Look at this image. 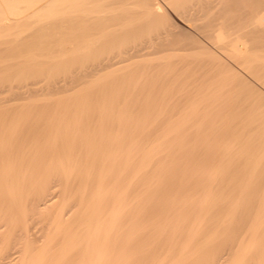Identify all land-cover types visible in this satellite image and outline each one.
I'll use <instances>...</instances> for the list:
<instances>
[{"label": "bare ground", "instance_id": "1", "mask_svg": "<svg viewBox=\"0 0 264 264\" xmlns=\"http://www.w3.org/2000/svg\"><path fill=\"white\" fill-rule=\"evenodd\" d=\"M166 1H168L171 4L172 9L174 8L178 12L179 16L181 17V18L180 17L179 18L182 19V22H184L187 25L188 29L184 28L182 26H181L182 28L179 27V25H177L178 23L174 24L175 23L174 21H173L174 23L170 22L169 19H171V18H168L167 12L166 11H165L166 13L163 12V10L161 8L164 5L161 6V4L158 0H0V30L5 31V30H8L12 27H16V26H20V25L22 28L25 24L29 25V29L31 28V30L34 34L40 33V32L42 33V31H44V32L47 31L45 33H49L51 31L57 30V29H61V32H62V29H66V30L68 29L70 31V33H72L71 35H69L70 33L69 34L67 33L68 34L67 36H69L68 38H70V40L67 38L66 35H64V36H66V41L68 39L67 43L71 42V44L69 43L68 49L65 50L63 48L64 47L67 48L66 47L67 45L64 46V44H62V42H61V45H63V48L61 47V49L65 50V51L68 50L70 53H72V51L75 52L77 54V57L75 56V53H74V56L76 57L77 60L79 59L78 61H80V64H82L83 62H85V61L87 62L89 60L88 59L89 55H90V53L92 54V52L90 51V48L91 49L93 48L91 46L96 44V42L99 39L103 40V39H101V38H103L102 36H105L108 33L114 31L115 29L112 30L111 28H113L116 25H120L119 23H122L123 21L126 22V21H129L132 19V22H133L135 20L134 21L135 26H136L137 22L138 23H140V22L152 23L153 25H155V23H156L157 24L156 27H158L159 24H162V23L164 24V27H162L161 29H160L161 26L159 25L160 26L159 32L157 31L158 28H157V30H155L156 28L154 27L153 30H155L157 32H154V33L152 32V34L154 35L155 33H157V35L156 36L154 35L155 37L153 38V35L151 34L152 35L151 40L146 42V45H143L144 42L142 43V46H140L137 43L138 45H133L134 47L131 46L132 48L131 47H129V48L124 47L123 48V46H122L123 49H121V48L118 49V45H120V47H121V43H120L121 40L119 37L123 34L118 33L119 31L117 32L118 29L119 30L122 29L123 25H121V27H120L121 29L118 26H116V27H118V29L116 28V30L114 32L118 33V38L115 37V36H117L116 33H115L116 35H114V33H113L114 37L111 36V34L108 35L111 37V38L108 37L109 40H107L108 38L107 39L105 38L107 36L104 37L105 38L104 44L106 41H108L105 44V45H107V46H105V50L107 47L106 55H104V54H102L104 56L99 55V56H101L99 58L97 56L98 60H97V58H94L97 60V61L95 60V62H94V60L91 59L94 62V63H91L93 65L91 66V64L88 62L90 64L91 68L87 63L85 65V67L86 68L89 67L90 69H88V70L85 69L84 72L82 71L83 73H81L80 71H78L80 73L76 72L78 70L77 66H79V65H77L76 66L77 69L75 67L74 68L76 70L73 69L77 74L75 72H74L75 75H73L74 73L71 74L73 72V70H72V72L70 73L72 75V76L70 75L71 78L69 77V75L62 76V77H66V79H67V77H68V79L69 78L70 79L69 80L65 79V81L63 83H58V85L56 84L58 89L63 88L62 90L60 89L61 91H63L66 87H70L75 82L76 83L77 82L82 83L81 81H83V80L89 81V79H87V78H90V77L95 78L96 76L98 77L102 73V71H107V69L109 71V69H111L113 67L115 68V67L121 65L122 63L125 64L126 61H127L126 63H129L128 61L130 59H132L133 57L135 59L139 58V57H135V56H139V54L142 51V49L144 48V46H145V48L148 46L147 47L148 50L150 48V51H148V50L144 51L145 48L143 49V52H141V53H143L144 55L150 54V52L153 48H155V49L152 50V54L157 49L158 50L157 52L164 51L165 55H166L165 51L166 52L167 51L168 52L169 51H175V52L183 51V52H185L187 50L193 49V47L195 46L194 44H196V48H197V45H198L197 43L201 44L202 39H201V43L198 42V39H195L194 36L192 35L193 32L199 33V36H201V38L207 40L210 43L213 42V43H211V45L212 44H213V46L215 45L217 48L224 51V53H227L228 55L232 56L233 58L240 59L241 61L243 60L244 63H245V61H250L252 58H250L246 43L244 42V40H242V35L246 32L252 33V32L257 31V35L263 36V38H264V13L263 14L261 13V15H259L260 13L258 14V12L260 11L259 10L260 7H258L259 11L258 12L256 11L257 16H254V23L256 24V27H253L254 29L252 28V30H249L248 24H247V28H248L247 30H249V31H246L245 27L241 26L237 29V34L236 35L234 34L235 36H231V34H227V29H230L232 22H228L227 20L218 22L215 18L214 13L211 14V12L208 11L211 8L210 7V1L207 0L204 2L203 0H201L204 2V3H202L201 1L197 0V1H199V3H202V4H199V5L198 4H192L191 6H193V7H190V5L187 4L188 2H185V0H166ZM232 1H234V0H232ZM263 1L261 0L260 2H263ZM258 2L259 1H257V3ZM231 3H229V4H231ZM248 3L252 4L251 1ZM253 3H254V1H253ZM170 4H168V5L170 6ZM190 4H191V2H190ZM223 6L225 8V5H223ZM201 10L207 11L210 14L206 13V14H208V17L207 18L205 17L206 18L205 22H203L204 20L201 21V19H200V21L202 23L201 22L197 23L196 19H198V16H200V14H202ZM220 10H223V9H220ZM261 11L263 12L264 10H261ZM246 12L248 13V11H246ZM136 14H138V17L135 16ZM230 15H231V13H230ZM202 16H204V15H202ZM234 16H235V14H234ZM239 16L237 15V18L240 20ZM133 18H136V19H133ZM137 19H139V20H137ZM233 19H236V18H233ZM250 20H251V18H250ZM241 21H242V19L240 20V22ZM101 24H102V26L107 24V26L105 25L104 29L102 27H100V29H102V30L96 29V28H98L99 25L101 26ZM108 24H114V25L113 26L111 25L112 26L111 27ZM152 24H151V26H152ZM132 25H133V23H131V26ZM135 26H132V28H134ZM138 27L140 28V26H138ZM129 28H131V27L129 26ZM129 28H127V29L131 30V31L135 30V29H132V28L129 29ZM139 28H137V29L139 30ZM137 29H136V32L138 31ZM147 29H148V26H147ZM128 30L122 29L120 32L125 33V31H126L127 34L131 33V31H128ZM148 31H150V30H148ZM16 32L17 31H15V33ZM63 32H66V31H63ZM190 32H191V34H190ZM9 33H10V31H9ZM52 33H54V31ZM55 33H56V31H55ZM19 34L22 35V33H19ZM25 34H27V33L25 32ZM61 34H63V33H61ZM119 34H120V36H119ZM11 35H12V33H11ZM16 35H17V33H16ZM13 36H14V34H13ZM150 36H149V38H150ZM181 36H183V37L186 36V38H184V40H183V37H181ZM252 36H254V35H252ZM46 37H47V35H46ZM123 37H124V35H123ZM180 37L182 38L181 41H183V42L180 41ZM189 37H190V39H189ZM187 38L190 41H187ZM258 38H262V37H258ZM51 41H52V43L56 42V41L54 42V40H51ZM144 41H146V40H144ZM254 41H253V43H254ZM42 42L45 44L46 42L47 43L50 42V40L46 41V42H44V41H42ZM188 42L192 46H189ZM256 42L257 41H255V43ZM37 43H36V45L34 44L35 47H33V48H35V50H36L37 45H38L37 48H40V47L46 45V44L44 45L43 43H40V42H37ZM56 43H58V42H56ZM99 43H101V41ZM55 44H53V45H55ZM59 44L60 43H58L57 46L56 45L55 46L58 47ZM98 44H96V45L98 46ZM102 44H99V45L102 46ZM122 44H124V43H122ZM47 45L49 46L50 44L48 43ZM69 45H71V46L69 47ZM32 46H33V44H32ZM55 46H53V48ZM103 46H102V49H103ZM151 46H153V48ZM262 46H264V44ZM2 48H5V47L0 45V49H2ZM50 49H51V47H50ZM199 49H201V47H199ZM40 50H41V48H40ZM57 50H58V48L54 49V51H52V52L56 53ZM197 50H198V48H197ZM65 51H62V52H64V55L69 53L68 51H67V53ZM213 51H214V49H213ZM30 52H33L34 55H36L35 51H30ZM52 52H50V53H52ZM100 52H101V50H100ZM146 52H148V53H146ZM57 53L54 55L57 56ZM180 54H182V53H180ZM96 55H97V53L95 50V56L93 54L91 56L96 57ZM176 55H177V53H176ZM20 56H22V55H20ZM52 56H53V54H52ZM55 56H53V57L49 56V61L52 58L53 59L56 58ZM173 56H175V55H173ZM186 56H187V54H186ZM189 56H192V55H189ZM218 56L216 57L217 60H219ZM140 57H141V54H140ZM214 57H215V55H214ZM226 57H227V55H226ZM22 58H25V56ZM29 58H30V55H29ZM33 58H35V56H33ZM15 59H13V60L15 61ZM26 59H27V57H26ZM60 59H62V57ZM139 59H141V58H139ZM222 59L223 58H221L220 60H222ZM31 60H30V62H32ZM169 60H171V59H169ZM174 60H176V59H174ZM191 60H194V59H191ZM208 60H207V62H208ZM51 61H50V64H53V62L55 63V61H52V63H51ZM72 61H73V59H72ZM72 61H71V64H72ZM33 62H35V60ZM36 62H39V61H36ZM76 62L77 61L75 60V63ZM130 62H131V60H130ZM177 62H178V60H177ZM194 62H195V60L192 63L189 61H188V63H181L179 68L176 66L177 67L176 72L175 73L172 72L174 75L172 74V76H170V78L167 77V78H169V81L175 80L177 82V80H181L183 78V74H184L185 70L189 69L191 67V64L193 65ZM220 62L218 61V63H220ZM257 62H258V60H257ZM78 63H76V64H78ZM135 64H136V62H135ZM196 64H198V63H196ZM73 65H74V63H73ZM83 65H84V63H83ZM178 65H179V63H178ZM202 66H204V65H202ZM167 67H168V65H167ZM70 68L71 67H69V69ZM82 69H83V67H79V70H82ZM175 69H174V71H175ZM32 70H33V66H32ZM115 70H116V68H115ZM231 70H232V68H231ZM35 71L37 72L38 70H35ZM64 71L65 70H63V72ZM224 71H225V69H224ZM113 73H114V71H113ZM163 73H164V71H163ZM25 76H27V75H25ZM5 79H7L6 76H5ZM13 79H14V77H13ZM52 79H51V81H52ZM54 79H56V78H54ZM165 79H166V77H165ZM39 80H40V78H39ZM91 80H90V82H91ZM100 80L96 79V82L100 81ZM103 80H105V79H103ZM56 81L59 82V79ZM166 81H164V82H166ZM13 82L14 81H12V83ZM57 82H55V80H54L52 83L55 84ZM172 82H174V81H172ZM19 83H20V81H19ZM38 84H39V82H38ZM53 84L52 85L50 84V85L52 86V90H55L56 86L54 85L55 87H53ZM98 85H99V83H98ZM78 86L81 87V85H78ZM34 87H32V88H34ZM5 88L7 90V87H5ZM39 88H38V91L41 90ZM74 88H72V89H74ZM85 88H84V90H85ZM10 89H12V88H10ZM23 89H26V88H23ZM58 89H57L56 93L58 91H60ZM48 91H47V94H48ZM81 91H82V89H81ZM9 92H11V91H9ZM9 92H8V94H9ZM32 92H34V90H32ZM44 93H45V90H44ZM82 93H84V92H82ZM85 93H87V92H85ZM16 94H17V92H16ZM23 95L25 96L24 93H23ZM68 95L69 94L67 93V96ZM12 96H15V94ZM58 96L59 95H57V97ZM64 96H66V94ZM64 96H63V98H64ZM18 97H16V98L18 99ZM60 97H62V95ZM60 97H58V98H60ZM26 98H28V97H26ZM46 99H47V97H46ZM48 99H50V98H48ZM68 100H69V97H68ZM0 102H1V98H0ZM52 104H54V103H52ZM72 104H73V102H72ZM87 104H89V103H87ZM67 105H68V102H67ZM9 110H10V107H9ZM18 110H20V109H18ZM46 110H48V109H46ZM67 110L63 112L65 115L61 114L62 117L63 116L66 117V115L70 116V114H72L70 111H67ZM15 111H16V109H15ZM54 112H56V111H54ZM57 113H58V111H57ZM59 113H61V112H59ZM59 113L57 115L61 116V115H59ZM86 113H87V110H86ZM54 114H56V113H54ZM38 116H39V114H38ZM98 116L101 117L100 115H98ZM115 116H117V115H115ZM62 117H60V118H62ZM60 118L55 119L57 121L59 119L58 122L50 123V124H48V126L46 125L47 126L46 128H48V129H45L44 132L39 131V129H40L39 128L38 129L39 133L42 132V134H43L47 130L48 134L47 133H45V134H47L48 137L53 136L54 140L58 139L57 137L59 135L58 132L61 130L60 128L63 127L62 129H65L67 127V125H69L68 121H66L67 122L66 123L64 120V123H66V124H64L62 121L63 118H62V120H60ZM69 118H71V116ZM69 118L67 117V119H69ZM94 118L96 120V116ZM94 118H92L93 123H94ZM4 119H6V117ZM87 120H89V118H87L85 121H87ZM98 120H99V122H100V120H101V122H103L102 118L98 119V117H97V121ZM69 121H70V119H69ZM90 122H91V120L89 121V123L87 121V123L90 124V127H91ZM101 122H100V124H101ZM29 123H30V121H29ZM4 124L3 125L0 124V126L1 125L5 126ZM77 124L75 126H77ZM83 124H86V123L84 122ZM88 124H87V127H84L82 124H80L79 128L82 125L83 128L88 129L87 131H89L90 133H86L87 132L86 130L83 131L82 126H81V128H82L81 132H77V131L72 132L75 128H77V127H75V128L73 127V129H71V132L67 131L66 134L64 135V138H62L61 141L59 140L60 144H58V146L59 145L60 146L59 147L57 146L58 149L53 148L54 150H52V151L50 150V154H48L46 156V158H44L45 160L43 159V161H41V163L39 162V163H35V164L34 163L29 164L31 166L30 167L27 166L26 167L27 169L26 168L24 169L23 168L24 166L18 165L21 163V161H20V163L17 162L18 164H16V163L11 164L8 161V159L10 157H12L13 155L15 156V154L20 152L19 150L22 147L20 143L17 144L18 142L14 141L16 144L15 145L16 147H12V146L9 147L8 146V148H4V146H0V201H1L0 209H3V211L7 215L10 212L11 217H10V219L7 220L8 223H10V224L13 223L12 224V226H13L15 224V221H16L21 226V232L18 235H15V237L12 238L13 240L11 239V236H9L10 239L9 238H3L4 236L0 237V264H264V180H253V179L248 178V180H246L244 182L241 181L242 183L239 181V183L237 184V182L231 183L230 180L229 181L225 180V178H224V181H220V182L215 183V182H212L213 178H212V180H209V178H208V182L207 181L206 182L205 181L204 182H202V181L198 182L195 180L196 183H193V184L191 183L193 181H190V184H188L190 179L188 180V183L187 182L185 183V181H183V180H181V181L177 180V182L180 181L179 183H181V182L185 183V184L184 183L179 184V183L175 182L174 178H173L174 180L173 181L171 180V182H170L169 178L165 177L166 179L169 180L170 183H173V184L176 183V185H173V184L169 185L170 183L167 180V182L169 184H167V185L165 184V185L168 186V188H169L168 189V188H166V186L164 184L162 185L161 183L158 182V179H157L158 176L157 177L152 176L153 184H151L152 183V181L150 180L151 178L149 179V181H151V183H149V181L145 182L144 180L146 178L143 180L145 183H143L142 177H141L142 175L140 176V174H143V176H144L145 172H147V174H148L149 170H151V172L153 174V171H156V169H157L155 167V165H157L156 163H159L158 160H159L160 156L159 157L157 156L158 160L156 157H154V158H156L155 164H154V158H153V154H154L153 151L157 150V148L155 147L154 150H152L151 148H145V149L139 150V152H137L138 151L137 149H136V151H134V149L130 148V147H128L127 149L125 148L123 150V148H121L122 147L121 141L123 140L122 138H119L116 135H115L116 137H114V136L109 137L112 134H110V135H108V137L104 138V134H105L104 132L107 131L108 129L104 131L103 130L104 128H102L103 125L100 126V124L97 122V124L100 127H98V125L96 123H95V125L92 124V127L94 125V126H97L96 128H99L98 129L99 133L98 132L96 133V131H95V133L97 135H99V139L97 140L96 134L89 130ZM119 125H121V124H119ZM71 126H72V124H71ZM7 127H8V125H7ZM31 127H32V125H31ZM92 127L90 128L91 130H93ZM28 128H30V126H28L26 129H28ZM79 128H77V129L79 130ZM81 128H80V130H81ZM93 128H95V127H93ZM108 128H109V130H113V129L117 128V125L115 123H111L110 126H108ZM119 128H120V126H119ZM14 129H15V127H14ZM26 129L25 130L23 129V131H20L23 136H24L23 132H25ZM31 129L34 130L36 128H31ZM42 129H40V130H42ZM124 129H126L125 126H124ZM10 130H12V129H10ZM48 130H49V132H48ZM65 130H68V129L66 128ZM65 130H64V132H65ZM15 131H16V129H15ZM29 131H31V130H29ZM29 131H27V133L26 132L25 133L29 134L28 133ZM34 131L36 133L37 129ZM12 132H10V135L14 133V132L13 133ZM108 132L110 133V131H108ZM1 133H2L3 138H4L5 133L3 134L2 129L0 128V134ZM39 133L37 132V134H39ZM159 133H161V132H159ZM8 134H9V132H8ZM41 135H39V136L41 137ZM159 135L160 134H158V136ZM26 136H28V135H26ZM162 136H163V133H162ZM165 137H167V136L164 133L163 138H165ZM12 138H13V136H12ZM25 138H23V139H25ZM131 138H132V135H131ZM194 138H196V137H194ZM59 139H61V138H59ZM147 140H148V138H147ZM21 141H22V139H21ZM21 141H19V142H21ZM56 141H58V140H56ZM140 141L142 142V139ZM175 141L176 140H174V142ZM27 142H28V140H27ZM136 142H137V140H136ZM159 142H158V145H159ZM24 143H25V141H24ZM55 143H53V144L55 145ZM129 143H131V142H129ZM9 144H11V142ZM46 144L47 143H45V145ZM72 144H73V146H75L74 151H76L78 149L77 153L72 151V149L74 147L72 149L70 148V147H72ZM133 144H137V143H133ZM94 145H97V149H96V147H95V149H93ZM145 145L142 144V146H145ZM154 145H152V146H154ZM158 145H156V146L158 147ZM163 145H164V143H163ZM165 145H166V143H165ZM175 145H176V143H175ZM175 145H173V146H175ZM230 145H232V144H230ZM36 146H37V144H36ZM40 146L42 147V145H40ZM138 146H140V144ZM27 147H29V146H27ZM76 147H77V149H76ZM152 148H154V147H152ZM167 148H168V146H167ZM40 149H43V148H40ZM162 149H163V147H162ZM182 149H184V148H182ZM83 152H84V154L82 155ZM133 152H137V153H133ZM154 152H157V151H154ZM162 152H164V150ZM78 153H80L79 155H81L82 160H85V161H83L85 163L82 164V162L80 160H78L77 155H75ZM158 153L160 154L159 151L157 152V155H159ZM19 155H21V154H19ZM45 155H44V157H45ZM154 155H156V154H154ZM211 155H213V154H211ZM73 156H74V158L76 157L75 158L76 160L73 159ZM83 156H85V159H83ZM165 156H164V158H165ZM15 157H14V159H15ZM29 157H30V155H29ZM78 157H80V156H78ZM258 157H260V156H258ZM81 158H79V159H81ZM176 158L178 159V157H176ZM71 159H73L74 161L78 160L77 162L80 161V163L82 165H80V166L78 165V167H74L75 164L71 163ZM174 160H175V158H174ZM152 161H153V166L151 164ZM185 161H187V160H184V162ZM77 162H75V163L77 164ZM212 162H214V161H212ZM150 165L152 166V168ZM160 165H161V163H160ZM160 165L158 166V169H159ZM220 165H222V164H220ZM148 166H150V169L148 171H145L146 170L145 168ZM175 166H177V165H175ZM210 166L211 165H209V167ZM153 167L155 168V170ZM216 168H218V166ZM219 168H222V167L219 166ZM164 169H163V172H164ZM168 169H170V168L168 167ZM252 169H254V168H252ZM53 171L55 173L57 171L58 179L56 178V176L55 177L52 176L53 174L51 175V173ZM142 172H144V173H142ZM156 173H157V171L153 175H155ZM181 173L183 175H184V173L186 174L185 171H184V173L183 172H181ZM215 173L216 172H214V174ZM254 173L255 172H252V174H254ZM165 174H166V172H165ZM210 174H212V173H210ZM210 174L208 176H211ZM49 175L51 177H49ZM139 176L141 179H139ZM223 176H225V175H223ZM159 177H160V175H159ZM213 177H215V176H213ZM220 177H222L221 174H220ZM249 177L251 178V176H249ZM49 179L52 181V182H50L51 185L49 184L50 185V187H49V185L46 184L47 188L49 187L48 188L49 190L47 192H44V190L46 188V186L44 187V184H45V182L50 181ZM153 179L156 180V183ZM139 180L142 183L138 182ZM147 180H148V177H147ZM165 181H162V182L166 183ZM209 181H211V182H209ZM60 182H61V184L63 183V185H64V188L62 186L63 192L60 189L57 190V185H60ZM139 183H141L140 187H138ZM170 186L173 188H170ZM35 187H37V191H36L37 194L34 191H32V189L34 190ZM237 188H240L241 190H238ZM235 189H237V190H235ZM233 190H235V192L238 191L239 193L237 192L236 194H234V193L231 194V191H233ZM31 191H32V193L35 194L34 197H32ZM244 191H246V192L244 193ZM30 198H31V200H30ZM3 211L1 210V212H3ZM7 211H8V213H6ZM1 214H3V213H1ZM4 221H6V220H4ZM4 224H3V222L0 224V234L2 232L1 229L4 228L3 227ZM15 225H17V224H15ZM6 228H7V226H6ZM11 233H14V232L11 231ZM11 233H9V234H11Z\"/></svg>", "mask_w": 264, "mask_h": 264}, {"label": "rangeland", "instance_id": "2", "mask_svg": "<svg viewBox=\"0 0 264 264\" xmlns=\"http://www.w3.org/2000/svg\"><path fill=\"white\" fill-rule=\"evenodd\" d=\"M158 1L160 2L161 6L164 5L161 8H162L163 12H165V11L167 12L168 18H171V19H169L170 22L174 21L175 23L174 22L173 23L174 24L178 23L177 25H179V27L182 26L184 28H187V25L184 22H182V19H180L181 17L179 16L178 12L174 8L172 9L171 4L168 1H166V0H158ZM199 1H201V0H199ZM199 1H197V0H185V2H188L187 4H189L190 7H193V6H191L192 4H198L199 5V4L204 3L207 0H203L204 2L201 1L202 3H199ZM208 1H210V7L212 8V9L210 8L211 10L209 9L208 11H210L211 14L214 13L215 18L218 22L226 21V20L228 22H232V25L230 24L231 25L230 29H227V34H231V36H235L237 34V29L241 26L245 27L246 31L252 30L253 27H256V24L254 23V16H257V12L259 10H260L258 12V14L260 13L259 15H261V13L262 14L264 13V11L263 12L261 11V10H264V3H263L264 1L263 0H262L263 2H260L261 0H249V1L248 0H237V1L236 0H234V1H232V0H228V1L227 0L226 1L225 0L224 1L223 0H215V1L214 0H208ZM250 1L252 2V4L248 3ZM253 1H254V3H253ZM257 1H259V2L257 3ZM190 2H191V4H190ZM229 3H231V4H229ZM168 4H170V6ZM223 5H225V8ZM258 7H260L259 10H258ZM220 9H223V10H220ZM246 11H248V13ZM206 13L210 14L207 11H202V14H200V16H198V19H196L197 23H200L202 20H204L203 22L206 21L205 19L208 17V14H206ZM230 13L232 16L230 15ZM234 14H235V16H234ZM202 15H204V16H202ZM237 15L238 16L240 15L239 18H240V20L242 19L241 22L237 18ZM135 16L138 17V14H136ZM233 18H236V19H233ZM250 18H251V20H250ZM133 19H136V18H133ZM200 19H201V21H200ZM137 20H139V19H137ZM134 21L132 22V19L129 21H126V22L123 21L122 22L123 24L119 23L120 25H116V26H118L120 28L121 25H123L122 29L128 30L127 28H129V26L131 28H132V26H135ZM131 23H133L132 26H131ZM144 23L145 22H140V23L137 22L136 23V26L134 28H132V29H135L134 31L136 32V29L139 28L138 26H140L139 30L137 29L138 31L136 33L134 31L128 30V31H131V33L127 34L125 31V33H126L125 34L124 32L123 33L120 32L122 30L121 28H120L121 30H119L118 27H116V26L111 28L112 30L113 29L116 30V28H117L118 29L117 32L119 31L118 33L124 35V37H123V35L120 36V34H119V36H120L119 38L121 40V42H120L121 47H120V45H118V49H120V48L123 49L124 47L129 48L131 46L134 47L133 45H138V44L140 46H142L143 42H144L143 45H146V42L151 40V37L153 35L152 32L153 33L157 32V31L159 32V30L162 27H164L163 23H162L163 25L159 24L161 27L159 25H158V27H156V25H157L156 23H155V25H153L152 23H145V24ZM114 24H108V25L113 26ZM151 24H152V26H151ZM247 24H248L249 30H247L248 29ZM27 25L26 24L24 26L22 25L23 26L22 28L20 25V26H16L17 28L12 27V28L5 30V31L0 30V45L5 47V48H2L3 50L0 49V64H1L0 65V72H1L0 73V78H1L0 79V98H1V102H0V121L1 122H0V124L3 125L5 123L4 124L5 126H2V125H1L2 127L0 126L3 134L5 133L4 138H3L2 133L0 134V146H4V148H8V146L9 147L10 146L16 147L15 146L16 141L18 142L17 144L20 143L22 146L19 150L20 152H18L21 155H19L17 153L18 155L15 154L16 157L13 155L12 156L13 158L10 157L8 159V161L11 164H15V163L18 164L21 161V163L18 165L24 166L23 168L25 169L27 166H29V167L31 166L29 164H33V163L35 164V163H39V162L41 163V161H43V159L46 158V156L48 154H50V150L51 151L54 150L53 148L58 149L57 146H58V144H60V141L62 140V138H64V135L66 134L67 131L71 132V129H73V127L79 128L80 124H82L84 127H87V124L89 123L90 120H91V122H90L91 127H92V124L95 125V123L97 124V122L100 124L101 120H100V122H99V120L97 121V117H98V119L99 118L103 119L102 120L103 122H101V124H100V126L103 125L102 126V128H104L103 130L105 131L108 129L107 131L104 132L105 133L104 138L108 137V135H110V134H112V135L109 137L118 136L119 138H122L123 140L122 141L120 140V141H121V145H122L121 148H123V150L125 148L127 149L128 147H130V148H133L134 151H136V149H137L138 150L137 152H139V150H141V149L151 148L152 150H154L156 147L157 150H154V151L160 152V154L158 153L159 155H157V152L153 151V153L156 154V155L153 154V158L156 157L158 160V157L160 156L159 160H158L159 163H156L157 165H155V167L157 168L156 169L157 173L155 175H153L156 171L152 170L153 171V174H152L151 170H149L151 165L148 166L149 168L146 167L145 171H148V170L149 171H148V174H147V172L144 171L145 172L144 176H143V174H140V176L142 175L141 176L142 181L145 178H146L144 180L145 182H148L150 178H151L150 180L152 181V176L153 177H157V176L159 177V175H160V177L159 178L157 177V179H158V182L161 183L162 185L163 184L167 185L171 182V180L173 181L174 179H175L176 183H179L181 180L185 181V183L186 182L188 183V180L190 179L188 184H190V181H193V182H191L192 184L196 183V181H198V182H201V181L206 182L207 181L208 182V178H209V180H212V178H213L212 182H215V183L220 182V181H224V178H225V180H228V181L230 180L231 183L237 182V184L239 183V181L244 182V181L248 180V178L253 179V180H264V46H262L264 44V38H263V36L257 35V31L252 32V33L246 32L242 35V40H244V42L246 43L248 53L250 55V58H252L250 61H245V63L243 62V60L241 61L240 59L233 58L232 56L228 55L227 53H224V51L220 50L219 48H217L214 45L216 47L215 48L213 46V44L211 45V43H213V42L210 43L207 40L201 38V36H199V33L193 32L194 34L192 33V35L194 36L195 39H198V42L201 43V39H202L201 44L197 43L198 44L197 45L198 50L196 48V44H194L195 46L193 47V49L187 50L185 52H183V51H181V52H175V51H169L168 52L167 51L166 52L165 51V53H166V55H165L164 51L157 52L158 50L156 49L155 50L156 53L154 52L152 54V50H154L155 48H153V46H151L153 49L151 48L152 50H151L150 54L144 55L143 53H141V52H143V49L145 48V46H144V48L140 52L141 57H140V54H139V56H135V57H139L141 59H139V58L135 59L133 57L134 59L133 58L130 59L131 62L129 60L128 61L129 63H126L127 62L126 61L125 64L122 63L121 65L115 67L116 70L113 67V68L109 69L110 72L107 69V71H102V73L98 77L96 76L95 78L94 77L87 78V79H89V81L83 80L84 82L83 81H81L82 83L77 82L78 84L75 82L71 86L69 85L70 87H66L63 90L64 91L63 92V91H61L63 88L62 89L60 88L61 89L60 90L56 86V84L58 85V83H63L65 81L66 77H62V76L69 75V77L71 78V76H72L71 74H73L75 72L74 70H76L77 67H78V70L76 71L77 73H80V72L83 73L85 71V69H87V70L90 69L91 66L93 65L91 63H94L96 60L94 58H97V56L99 58L101 56L106 55V53H107V51H106L107 47L105 50V46H107V45H105V44L108 41H106L104 44V41H105L104 39L105 38L107 39L108 37L111 38L110 36H108L110 34L113 37H114V35L117 34V36H115V37L118 38V33L114 32L115 30L108 33L107 35H105L106 34L105 33L104 35L107 37L102 36L103 38H101V39H103V40L99 39L101 41V43H99L100 42L99 40L96 42V44H98V43L102 44L103 43L102 44V46L104 45L103 49H102V46H100L99 44H98V46L96 44H94L96 47L94 45L91 46L96 50L97 55H96V57H94L95 56V50L93 48L92 49L90 48V51L92 52V54L94 56H91L92 54L90 53L89 58H88L89 60L87 59L88 61L87 62L85 61L86 63L83 62L84 63V65H83V63L80 64V61H78L79 59L78 60L76 59L77 54L75 52L72 51V53H70L67 50L69 52V53H67V51H65L66 49H68V44L69 43L71 44V42L67 43L68 39L70 40V38H68L69 36H67L70 33V31L68 29H67L68 31L66 29H62V32H61V29H57V30H53L54 33H52L53 31H51V32L48 31L49 33H45L47 31H45V32L42 31V33L40 32V33L34 34L31 30V28L29 29V25L28 26ZM105 25L107 26V24H105ZM104 26H102V24H101V26L99 25L98 28H96V29L99 30L100 27H102L104 29L105 28ZM147 26H148V29H147ZM154 27L156 28L155 30H157V28H158V30L157 31L153 30ZM159 27H160V29H159ZM131 28H129V29H131ZM100 30H102V29H100ZM148 30H150V31H148ZM9 31H10V33H9ZM15 31H17L16 32L17 35H16ZM55 31H56V33H55ZM63 31H66V32H63ZM18 32L22 33V35L19 34ZM25 32L27 34H25ZM11 33H12V35H11ZM61 33H63V34H61ZM113 33H114V35H113ZM13 34H14V36H13ZM71 34L72 33H70L69 35H71ZM190 34H191V32H190ZM251 34L254 35L255 37L252 36ZM46 35H47V37H46ZM64 35L67 36V38H68L67 41H66V36H64ZM148 35L149 36L151 35L150 38ZM154 35L156 36L157 33H155ZM154 35H153V38L155 37ZM256 35L258 37H262V38H258ZM183 36H181V37H183ZM181 37H180V41L182 40ZM109 38L107 40H109ZM184 38H186V36L183 37V40H184ZM189 39H190V37H189ZM189 39L187 38V41H190ZM253 39L257 42L255 43V41ZM45 40L46 41L50 40V42H48L50 44L49 46L47 45L48 43ZM51 40H54V42L56 41V42L60 43L58 45V47H56L58 43H56V42H55L56 44L52 43ZM144 40H146V41H144ZM42 41L46 42L45 43L46 45ZM253 41H254V43H253ZM37 42L43 43L45 46L40 47L41 48V50H40V48H37V46H38L37 45L36 50H35V48H33V47H35L34 44L36 45ZM61 42H62V44H64V46L67 45L66 46L67 48H65V47L63 48V45H61ZM181 42H183V41H181ZM122 43H124V44H122ZM32 44H33V46H32ZM51 44L52 45L55 44L56 46L53 45V46H55L53 48V46ZM188 44H189V42H188ZM70 46L71 45H69V47ZM122 46H123V48H122ZM189 46H192V45L189 44ZM46 47L47 48L49 47V48L47 49ZM50 47H51V49H50ZM61 47L65 50H62ZM147 47L145 48L146 50L144 49V51L148 50ZM199 47H201V49H199ZM57 48H58V50H57L58 53L55 51L57 53V56H55L54 54H56V53H54L52 51H54V49H57ZM213 49H214V51H213ZM100 50L102 53L100 52ZM30 51H35L36 55H34V53L30 52ZM62 51H65L67 54L65 53L66 55H64V52H62ZM148 51H150V48ZM50 52H52V53H50ZM27 53L30 55V58H29V55ZM74 53H75L76 57L74 56ZM146 53H148V52H146ZM176 53L178 56L176 55ZM180 53H182V54H180ZM52 54L56 58L50 59V61L51 60L55 61V63L53 62V64H50L49 56L53 57ZM102 54H104V55H102ZM186 54H187V56H186ZM20 55H22V56H20ZM99 55H101V56H99ZM173 55H175V56H173ZM189 55H192V56H189ZM214 55H215V57H214ZM226 55H227V57H226ZM24 56H25V58H22ZM33 56H35V58H33ZM217 56H218L219 60H217V58H216ZM26 57H27V59H26ZM61 57H62V59H60ZM12 58L13 59L16 58L15 61ZM98 58H97V60H98ZM221 58H223V59L220 60ZM29 59L30 60L32 59L31 60L32 62H30ZM72 59H73V61H72ZM91 59L94 60V62ZM167 59L168 60L171 59V60L168 61ZM174 59H176V60H174ZM191 59H194L195 62L198 64H196L195 62H194L195 64L194 63H193V65L191 64V67L189 69L185 70V72L183 74V78L181 80H177V82L175 80L169 81L170 76H172V74L176 72L177 67L179 68L181 63H188V61L192 63L194 60H191ZM34 60H35V62H33ZM75 60L77 61L76 63H78V62L79 63L76 64ZM177 60H178V62H177ZM207 60H208V62H207ZM257 60H258V62H257ZM36 61H39V62H36ZM52 61H51V63H52ZM71 61H72V64H71ZM218 61L219 62L221 61V62L218 63ZM88 62L91 64V66ZM135 62H136V64H135ZM73 63H74V65H73ZM87 63L90 66V68L85 67V65ZM178 63H179V65H178ZM31 65L33 66V70H32ZM77 65H79V66H77ZM167 65H168V67H167ZM202 65H204V66H202ZM69 67H71L72 69L71 68L69 69ZM79 67H83V69L79 70ZM231 68H232V70H231ZM34 69L38 70V71L36 72ZM174 69H175V71H174ZM224 69H225V71H224ZM63 70H65V71L63 72ZM72 70H73V72H72ZM78 71H80V72H78ZM113 71H114V73H113ZM163 71H164V73H163ZM75 73L73 75H75ZM25 75H27V76H25ZM5 76L7 79H5ZM164 76L166 77V79ZM13 77H14V79H13ZM167 77H169V78H167ZM39 78H40V80H39ZM52 78L53 79L56 78V79H54L55 82H57L56 80L59 79V82L53 84L52 82L54 80ZM51 79H52V81H51ZM69 79L67 77L66 80H69ZM96 79L97 80L101 79V80L96 82ZM103 79H105V80H103ZM90 80H91V82H90ZM12 81H14V82L12 83ZM19 81H20V83H19ZM164 81H166V82H164ZM172 81H174V82H172ZM38 82H39V84H38ZM114 82L115 83L117 82V83L115 84ZM98 83H99V85H98ZM50 84L51 85L53 84V87L56 86V89L54 88L55 90H52V86ZM78 85H81L82 88ZM31 86L32 87L35 86L34 87L35 89L32 88ZM5 87H7L8 91L6 90ZM10 88H12V89H10ZM23 88H26V89H23ZM38 88L41 90L38 91ZM72 88H74V89H72ZM84 88H85V90H84ZM57 89L60 91H58L56 93ZM81 89H82V91H81ZM32 90H34V92H32ZM44 90H45V93H44ZM9 91H11V92H9ZM47 91H48V94H47ZM8 92H9V94H8ZM16 92H17V94H16ZM22 92L28 98H26ZM82 92H84V93H82ZM85 92H87V93H85ZM67 93L69 94L68 96H67ZM14 94H15V96H12ZM65 94H66V96H64ZM57 95H59L58 97H60L62 95V97L58 98ZM63 96H64V98H63ZM16 97H18V99ZM46 97H47V99L48 98H50V99L47 100ZM68 97H69V100H68ZM67 102H68V105H67ZM72 102H73V104H72ZM52 103H54V104H52ZM87 103H89V104H87ZM9 107H10V110H9ZM45 108L48 110H46ZM15 109H16V111H15ZM18 109H20V110H18ZM53 110L56 112H54ZM66 110L70 111L72 113V114H70L71 118H69L70 116H68V115H66V117H64V116L62 117L61 114L65 115L63 112ZM86 110H87V113H86ZM57 111H58V113L61 112V113H59V115H61V116L57 115L58 114ZM54 113H56V114H54ZM38 114H39V116H38ZM98 115H100L101 117H99ZM115 115H117V116H115ZM90 116L92 118H94L96 116V120L94 118V123L92 122L93 119ZM5 117H6V119H4ZM60 117H62L63 120ZM67 117L70 119L71 122L69 121V119H67ZM57 118H60V120H62L63 123H64V120H65V122L68 121V124H69L66 127L68 130H65L66 129L65 127H64L65 129H62L63 127L60 128L63 132L61 130L58 132V134H59L57 137L58 139H56L58 141L54 140L53 136L48 137L47 136V134H48L47 130L45 132L47 134H45V133L42 134V132L39 133V131L44 132L45 129H48V128H46L48 126V124L58 122L59 119H58V121L55 120ZM87 118H89V120H87L88 123H87V121H85ZM29 121H30V123H29ZM84 122L86 124H83ZM66 123H64V124H66ZM75 123L76 124L78 123L77 126H75L76 125ZM111 123H115L117 125V128L113 129V130H109L108 126H110ZM71 124H72V126H71ZM119 124H121V125H119ZM7 125H8V127H7ZM31 125H32V127H31ZM88 125H89V130L91 132H94V133H95V131H96V133L98 132L99 128H96L97 126L93 125V127H95V128L92 127L93 130H91L90 124H88ZM28 126H30V128L26 129ZM81 126H80V128H81ZM83 126H82V128H83ZM100 126L98 125V127H100ZM119 126H120V128H119ZM124 126L126 129H124ZM14 127H15L16 131H15ZM31 128H36L37 132L39 134H37V132L35 133L34 130H36V129L33 130ZM39 128L40 129L43 128L44 130L43 129L40 130ZM77 128H75L76 130L74 129L72 132H74V131L81 132L82 131V128H81V130H80V128H79V130ZM10 129H12V130H10ZM23 129L24 130L26 129V131H25L26 133H27V131L31 130L28 132L29 134H26L25 132H23V134L26 138L20 132V131H23ZM38 129H39V131H38ZM64 130H65V132H64ZM85 130L87 131L88 129L83 128V131H85ZM108 131H110V133ZM8 132H9V134H8ZM10 132L13 133V134H11L13 136V138L10 135ZM48 132H49V130H48ZM159 132H161V133H159ZM86 133H90V132L87 131ZM162 133H163V136L165 133V135L167 137L163 138ZM25 134L28 136H26ZM158 134H160V135L158 136ZM39 135H41V137ZM131 135H132V138H131ZM36 137L37 138L39 137V138L37 139ZM194 137H196V138H194ZM23 138H25V139H23ZM59 138H61V139H59ZM96 138L98 140L99 135L96 134ZM147 138H148V140H147ZM21 139H22V141H21ZM141 139H142V142L140 141ZM27 140H28V142H27ZM136 140H137V142H136ZM174 140H176V141L174 142ZM19 141H21V142H19ZM24 141H25V143H24ZM10 142H11V144H9ZM129 142H131V143H129ZM158 142H159V145H158ZM45 143H47L48 145L47 144L45 145ZM53 143H55V145ZM133 143H137V144H133ZM138 143L140 144V146H138L139 145ZM163 143H164V145H163ZM165 143H166V145H165ZM175 143H176V145H175ZM36 144H37V146H36ZM142 144L143 145L146 144V145L142 146ZM151 144L152 145L155 144V145L152 146ZM230 144H232V145H230ZM40 145H42V147ZM156 145H158V147ZM173 145H175V146H173ZM27 146H29V147H27ZM167 146H168V148H167ZM95 147L97 149V145H94L93 149H95ZM152 147H154V148H152ZM162 147H163V149H162ZM40 148H43V149H40ZM70 148L71 149L73 148L72 151L75 150V146H73V144H72V147H70ZM182 148H184V149H182ZM76 149H77V147H76ZM163 150H164V152H162ZM77 151H78V149L74 152L77 153ZM137 152H133V153H137ZM79 154L80 153L75 154V155H77L78 160H80L82 162V164L85 163V162H83L85 160H82L81 155H79ZM83 154H84V152L82 153V155ZM211 154H213V155H211ZM29 155H30V157H29ZM44 155H45V157H44ZM78 156H80V157H78ZM164 156H165V158H164ZM258 156H260V157H258ZM14 157H15V159H14ZM173 157L175 158V160ZM176 157H178V159ZM75 158L73 156L74 160H76ZM79 158H81V159H79ZM156 158H154V164H155ZM73 159H71V163L75 164V166L73 165L74 167H78V165L79 166L82 165L80 163V161L77 162L78 160L74 161ZM83 159H85V156H83ZM184 160H187V161H185L186 163L184 162ZM212 161H214V162H212ZM75 162H77V164ZM160 163H161V165H160ZM151 164L153 166V161ZM158 164L160 165L159 169H158V166H159ZM208 164L211 166L209 167ZM220 164H222V165H220ZM175 165H177V166H175ZM152 166H151V168H152ZM217 166H218V168H216ZM219 166H221L222 168H219ZM168 167L170 169H168ZM252 168H254V169H252ZM163 169H164V172H163ZM154 170H155V168H154ZM184 171L186 172V174L184 173ZM144 172H142V173H144ZM165 172L167 175L165 174ZM181 172H183L184 175ZM214 172H216V173L214 174ZM252 172H255V173L252 174ZM210 173H212V174H210ZM209 174L211 176H208ZM220 174L222 175V177H220ZM51 175L54 177L56 176V178L58 179L57 171H56V173L53 171L51 173ZM223 175H225V176H223ZM140 176H139V179H141ZM213 176H215V177H213ZM249 176H251V178ZM49 177H51V176L49 175ZM147 177H148V180H147ZM165 177L169 178L170 182ZM153 180L156 183V180L155 179H153ZM167 180L169 183L167 182ZM177 180H180V181L177 182ZM144 181H143V183H145ZM151 181H149V183H151ZM162 181H165L166 183H164ZM50 182H52V181L50 180V181L45 182L44 187L46 186V188H45L44 192H47L49 190L48 188L51 185ZM138 182H141V181L139 180ZM209 182H211V181H209ZM141 183H139L138 184L139 186L138 185L137 186L140 187ZM176 183L175 184L170 183L169 185H171V184L176 185ZM183 183L184 182H181L179 184H183ZM46 184H48V185L50 184L48 188H47ZM151 184H153V181ZM62 186L64 188L63 183L61 184V182H60V185H57V190L60 189L63 192ZM166 188H168V186H166ZM170 188H173V187L170 186ZM237 189L241 190L240 188H237ZM237 189H235V190H237ZM235 190L231 191V194L232 193L236 194L238 192V191L235 192ZM32 191H34L37 194V192H36L37 187H35L34 190L32 189ZM32 191H31V195H32V197H34L35 194L32 193ZM245 192L246 191H244V193ZM31 198H30V200H31ZM0 203H1V201H0ZM1 210L3 211V209H0V214L1 213H3V214L0 215V224L2 222H3V224L4 223L5 224L3 226L4 228L1 229V231L3 233L1 232L0 237L4 236L3 238H9V236H11V239H12L15 237V235H18L21 232V226L16 221H15V224H17V225L14 224L12 226L13 223L12 224L8 223L7 220L10 219V217H11L10 212L8 213V211H7L6 212V213H8V215H7V214H5L4 211L1 212ZM4 220H6V221H4ZM6 226H7V228H6ZM11 231L14 233H11ZM8 232L11 234H9Z\"/></svg>", "mask_w": 264, "mask_h": 264}]
</instances>
